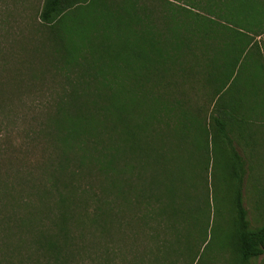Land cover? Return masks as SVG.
I'll use <instances>...</instances> for the list:
<instances>
[{
    "label": "trees",
    "instance_id": "16d2710c",
    "mask_svg": "<svg viewBox=\"0 0 264 264\" xmlns=\"http://www.w3.org/2000/svg\"><path fill=\"white\" fill-rule=\"evenodd\" d=\"M212 1L43 0L40 36L26 41L27 56L35 51L41 58L30 55L26 72L38 78L52 73L60 87L47 101L40 128L56 153L48 158L52 183L39 188L47 211L37 206L38 225L45 219L50 223L35 227L31 201L8 195L13 187L0 171V264H82V252L94 250L84 249L75 229L84 226V214L99 223L102 236L114 229L117 213L136 203L129 195L133 181L128 171L134 174L138 159L147 164L146 147L153 145L170 161L177 150L181 158L194 149L201 157L210 140L239 162L228 170L239 186L222 243L212 248L210 224H203L201 216L188 220L189 195L182 200L181 195H145L142 188L138 204L146 208L139 220L146 228L151 223V242L124 244L113 256L103 245L95 256L102 258L99 264H264V206L252 204L249 210L242 190L244 156L251 152L253 136L264 137V0ZM75 10L84 17V58L93 55L86 58L84 72L72 66L82 47L65 41ZM153 134L162 143H154ZM84 165L109 180L105 193L117 192L112 200L99 196L102 205L93 212L72 198L84 189L65 184L62 190L59 184L60 175L73 179ZM8 202L23 206L25 213L3 211ZM28 228L30 242L44 259L23 252Z\"/></svg>",
    "mask_w": 264,
    "mask_h": 264
},
{
    "label": "rangeland",
    "instance_id": "374dc122",
    "mask_svg": "<svg viewBox=\"0 0 264 264\" xmlns=\"http://www.w3.org/2000/svg\"><path fill=\"white\" fill-rule=\"evenodd\" d=\"M172 1L184 4L189 0ZM42 4L43 0H0V96L4 97L0 102V171L5 178L4 181L13 187L8 195L22 194L23 201H31L28 211L33 212L32 216L37 217L35 227L43 224L41 222L38 225L41 216L38 211H47V207L40 203L39 188L44 183L47 186L51 185L53 178L47 179V172L52 169L48 158L51 154H56L55 147L46 141V136L40 132V128L46 119L49 107L47 101H53L56 90L60 88L52 73H47L45 78H38L33 72L32 74L26 72L30 70L28 68H31L30 55H36L38 60L41 58L35 51L27 56L29 50H27L26 41L40 36L41 22L38 15ZM79 11L75 10L69 15L72 17L67 23L72 26V33L66 35L65 41L77 48L82 47L83 50L78 54L79 56L74 57L72 66L78 72H84V63L88 62L86 58L90 59L93 55L89 54L84 58V38L81 36V33H84V17ZM81 11H84V8ZM117 87L119 88L120 85L117 84ZM108 98H110L109 95ZM117 98H120V94ZM151 138L154 143L158 140L161 143L163 141L154 134ZM263 141L264 137L260 138L259 133L253 136L251 152L244 156L246 173L242 190L244 203L249 210H252V204L264 206ZM152 146L144 150L150 157L147 164L143 159H138L134 164V174L128 171V177L131 182L133 181L129 195L136 203L130 204L122 212L117 213L114 229L102 236L98 230L101 228L99 223L92 222V217H86L85 214L84 226L78 231L75 229V235L79 236L78 241L84 242V249L94 250L91 253L82 252L80 255L83 257L82 264H99L102 258L95 256V252L100 251L105 245H108L111 251V253L107 251L108 255L113 256V251L119 253L120 246L124 244L136 247L146 241L151 242L150 237L148 238L151 223L146 228L145 224L139 220L146 208L138 204L142 196V188L145 195L164 197L181 195V200L184 195H189L188 220L194 222L201 216L203 224L209 222L213 249H216L225 238L234 212L233 200L239 186L237 177H233L228 170L232 166L239 167V162L237 163L234 157L230 158L222 146L214 144L211 140L209 147L202 150L201 157L195 153L194 149L192 153H186L185 158H181L177 150L176 156L173 158L171 155L170 161L167 156L162 155L161 151H157ZM82 169H84L83 173L77 172L73 179L70 175H60V189L65 190L66 184L67 188L81 187L84 193L87 190L94 192L93 195L83 193L72 196L76 204L87 207L93 212L95 205H102L98 202L100 200L98 197L102 195L105 200H112L113 195H117L116 188L105 193L103 187L109 180L105 179L103 174H92V170L89 171L87 165H84ZM93 171L98 173V169ZM89 185L92 186L91 190ZM53 195L55 199L58 197ZM44 201L47 204L50 199L45 197ZM26 202L20 201L21 204ZM123 202H125L124 198ZM104 204L107 207L108 203L104 202ZM58 207L54 206V209L58 210ZM13 208H16V212L25 213L23 206H11L9 202L3 207V211ZM117 209H119L118 202L114 204V211ZM105 213L102 214L106 215ZM118 220L120 221L117 222ZM43 221L44 224L50 223L49 219ZM28 230L29 228L23 234V252L33 255L34 258L44 259L46 256L42 255V250L30 242ZM118 256L115 254V263L121 261L117 258Z\"/></svg>",
    "mask_w": 264,
    "mask_h": 264
},
{
    "label": "crops",
    "instance_id": "0c3cea01",
    "mask_svg": "<svg viewBox=\"0 0 264 264\" xmlns=\"http://www.w3.org/2000/svg\"><path fill=\"white\" fill-rule=\"evenodd\" d=\"M252 218H253V214L250 213V214H249V219H251V221L254 222V221L252 220Z\"/></svg>",
    "mask_w": 264,
    "mask_h": 264
}]
</instances>
